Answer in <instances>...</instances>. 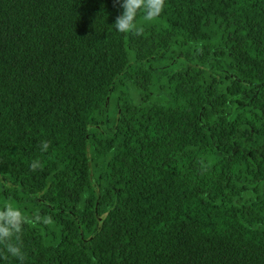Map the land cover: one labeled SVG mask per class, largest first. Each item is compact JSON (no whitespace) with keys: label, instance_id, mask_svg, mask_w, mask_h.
I'll use <instances>...</instances> for the list:
<instances>
[{"label":"trees","instance_id":"16d2710c","mask_svg":"<svg viewBox=\"0 0 264 264\" xmlns=\"http://www.w3.org/2000/svg\"><path fill=\"white\" fill-rule=\"evenodd\" d=\"M121 12L0 0L10 242L23 264H264V0H164L131 33ZM0 264H21L3 242Z\"/></svg>","mask_w":264,"mask_h":264},{"label":"clouds","instance_id":"9594fccd","mask_svg":"<svg viewBox=\"0 0 264 264\" xmlns=\"http://www.w3.org/2000/svg\"><path fill=\"white\" fill-rule=\"evenodd\" d=\"M122 12L116 17L115 28L121 33L138 32L135 24L137 15L143 12L146 20H152L158 16L164 8V0H117ZM47 143L42 144L41 150H47ZM40 162L34 160L30 167L35 170ZM28 222L22 209L6 204L0 208V242L6 245L7 251L16 257L23 264L24 254L19 243L13 244L10 241L15 239L19 242L23 226Z\"/></svg>","mask_w":264,"mask_h":264},{"label":"rangeland","instance_id":"374dc122","mask_svg":"<svg viewBox=\"0 0 264 264\" xmlns=\"http://www.w3.org/2000/svg\"><path fill=\"white\" fill-rule=\"evenodd\" d=\"M122 91H124L125 93H127V95L131 98V99H138L140 95H142V91H139L137 88H135L130 82L125 81L124 85L122 86ZM120 96H123L122 93H119ZM112 104L113 102H111V108H112ZM110 109V107H109ZM9 186V185H8ZM4 195L1 196V198L3 199Z\"/></svg>","mask_w":264,"mask_h":264}]
</instances>
